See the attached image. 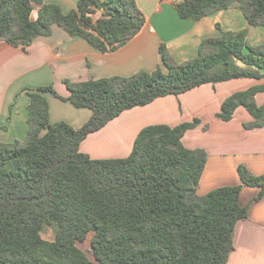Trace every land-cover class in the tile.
Wrapping results in <instances>:
<instances>
[{
	"label": "trees",
	"instance_id": "1",
	"mask_svg": "<svg viewBox=\"0 0 264 264\" xmlns=\"http://www.w3.org/2000/svg\"><path fill=\"white\" fill-rule=\"evenodd\" d=\"M174 6L180 19L192 21L236 8L249 26L264 27V0H182ZM35 10L30 0H0V42L25 48L57 26L111 53L145 23L135 0H77L66 14L58 4L44 3L34 18ZM159 53L166 73L158 68L64 81L69 91L64 99L51 86L23 89L29 99L25 137L0 142V264L227 263L235 225L264 195V173L253 175L238 165V185L199 194L207 155L187 149L182 138L200 120L147 126L122 159L93 160L79 149L122 112L155 99L235 79L264 81V44L251 45L245 30L203 39L196 56L181 64L163 45ZM261 92L264 82L231 94L217 118L229 122L243 107L252 117L243 128H262L264 106L255 102ZM45 94L88 109L90 118L79 129L50 123ZM243 186L259 189L246 206L239 204ZM47 230L51 239L42 237ZM87 240L84 252L77 244Z\"/></svg>",
	"mask_w": 264,
	"mask_h": 264
},
{
	"label": "crops",
	"instance_id": "2",
	"mask_svg": "<svg viewBox=\"0 0 264 264\" xmlns=\"http://www.w3.org/2000/svg\"><path fill=\"white\" fill-rule=\"evenodd\" d=\"M182 0H135L145 18L139 33L111 53H102L79 37H70L53 26L48 37H38L24 48L0 42V135L5 142L23 140L27 131L28 97L23 89L51 86L61 98L69 91L64 81L84 82L129 77L139 71L153 72L163 67L159 48L165 47L178 64L193 59L203 39L216 38L223 32L245 30L251 45L264 44V27H251L236 8L215 12L198 21L180 19L174 4ZM77 0H43L58 4L63 13L75 9ZM37 8L33 17L37 16ZM263 80L235 79L205 84L178 96H165L150 104L122 112L102 129L87 136L80 151L93 160L127 157L139 131L151 125L175 127L200 120V125L182 138L190 150L201 149L206 155L198 192L204 194L222 186L239 184L237 166L244 165L253 175L264 173V126L245 130L252 117L238 107L232 120L223 122L216 114L222 102L235 92L263 84ZM49 121H63L79 129L91 116L88 109H76L68 102L45 94ZM264 106V92L255 97ZM206 130H203L204 127ZM259 189L243 186L239 204L246 206ZM234 250L226 264H264V195L249 205L248 216L234 228Z\"/></svg>",
	"mask_w": 264,
	"mask_h": 264
},
{
	"label": "rangeland",
	"instance_id": "3",
	"mask_svg": "<svg viewBox=\"0 0 264 264\" xmlns=\"http://www.w3.org/2000/svg\"><path fill=\"white\" fill-rule=\"evenodd\" d=\"M6 138H8V136H7V137H3V136L0 135V142H5V141H3V140H7ZM42 237H43L44 239H51V231H50V230H47V231L43 232V233H42ZM88 241H89V240H87V241L84 242V243H78L77 246H78L82 251L87 252V251L89 250V242H88Z\"/></svg>",
	"mask_w": 264,
	"mask_h": 264
},
{
	"label": "water",
	"instance_id": "4",
	"mask_svg": "<svg viewBox=\"0 0 264 264\" xmlns=\"http://www.w3.org/2000/svg\"><path fill=\"white\" fill-rule=\"evenodd\" d=\"M30 3L37 9L43 6V0H30ZM22 51H24V48H22Z\"/></svg>",
	"mask_w": 264,
	"mask_h": 264
}]
</instances>
